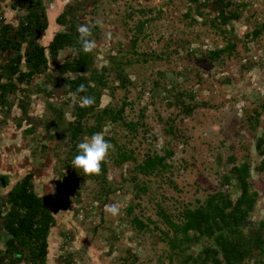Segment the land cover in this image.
Here are the masks:
<instances>
[{
    "label": "rangeland",
    "instance_id": "1",
    "mask_svg": "<svg viewBox=\"0 0 264 264\" xmlns=\"http://www.w3.org/2000/svg\"><path fill=\"white\" fill-rule=\"evenodd\" d=\"M13 2L0 0V24L19 25L26 11L13 8ZM236 2L244 4L242 16L223 33L205 24L188 0H44L49 27L41 42L48 45L64 29L56 18L67 4L83 7L77 14L92 32L93 67L106 68L111 86L101 107L127 102L125 117L140 122L138 133L121 123L108 125L104 136L116 137L139 161L147 154L172 151L165 170L150 175L139 173L131 161L114 164L108 154L114 192L106 203L94 180L61 184L71 144L65 129L57 133L47 126L53 118L49 103L73 120L72 106L78 100L54 79L56 65L76 55L73 49L62 50L48 70L53 78L36 76L23 86L28 92L13 96L10 113L0 110V172L9 176V184L0 186V198L34 172L37 194L57 200L46 264H168L171 250L161 239V208L177 218L184 206L193 207L220 188L233 163L246 158L252 161V181L260 193L253 218L264 220V171L257 169L264 155L256 148L263 126L253 130L251 121L255 111L264 110V0ZM190 8L192 19L186 17ZM204 10L208 19L211 9ZM256 28L262 33L249 36ZM230 42L237 45L234 51L216 61L207 56ZM118 61L133 82L127 88L120 86ZM26 98L29 118L18 105ZM188 105H195L191 114ZM262 116L264 122V111ZM170 125L175 134L168 131ZM110 205L117 206L116 215L105 210ZM129 206H134L133 215ZM135 215L155 223L140 230L132 221Z\"/></svg>",
    "mask_w": 264,
    "mask_h": 264
},
{
    "label": "trees",
    "instance_id": "2",
    "mask_svg": "<svg viewBox=\"0 0 264 264\" xmlns=\"http://www.w3.org/2000/svg\"><path fill=\"white\" fill-rule=\"evenodd\" d=\"M188 3L195 7L205 24L209 23L223 33H227V25L241 18L244 8V4L236 0H188ZM12 7H21L26 13L17 26L6 22L0 24V110L10 113L14 105L13 96L21 91L28 92L23 86L31 84L36 76L53 78L48 70L62 50L70 48L76 52L73 58L56 65L57 75L54 77L65 85L66 93L78 99L72 106L73 120L65 118L61 108L49 103L53 118L46 122L57 133L65 129L69 136L67 143L71 144L66 163L68 172L61 173L60 183L69 185L75 181L79 185L80 179L94 180L106 203L114 192L108 177L110 158L118 166L131 161L134 168L144 175L165 170L171 150L165 149L164 155L147 154L139 161L134 150L121 146L114 136H105L112 148L110 158L102 164L99 174L85 175L82 170L78 171L71 165L76 145L85 137L96 132L104 133L108 125L121 123L130 131L138 133L140 122L125 117L127 102H123L120 107H101L104 91L111 86L106 77V68L100 71L93 67V51H82L77 31L82 23L77 12L83 7H79L78 3L65 6L56 18L57 24L64 29L56 32L48 45L41 42L49 27L44 0H14ZM204 9H211L209 13L213 17L205 18ZM186 17L192 19L191 8ZM193 20L197 21L195 18ZM261 33L262 29L256 28L249 36L258 37ZM236 47V43L230 42L209 51L207 56L216 61ZM117 63L120 86L127 88L133 82L124 72L121 62ZM81 84L85 85L86 90L77 92ZM52 93L49 92L48 96ZM84 96L93 97L94 103L81 107L80 99ZM28 103V98L19 99L18 102L27 118ZM194 108L195 105H188L187 114H191ZM263 111H255L251 116L253 130L263 126V132L256 142L260 155H264ZM28 131L33 132L34 129ZM168 131L175 134V126L170 125ZM257 169L264 171V159ZM34 181L35 173L29 172L13 185L5 197L0 198V240L5 246L0 249V264H46L49 235L56 224L53 208L57 200L55 196L48 200L38 195ZM8 184L9 176L0 172V186ZM75 186L72 191H75ZM137 187L142 192L146 191L144 186L138 184ZM259 197L260 193L252 181V161L246 158L233 163L223 175L220 188L209 193L205 200H199L195 206H184L177 218L161 208L159 213L165 224V228H161V239L171 250L168 264H264V220L253 218ZM133 210L134 206H129L128 213L133 215ZM132 221L140 230L151 229L150 223H155L151 219L144 222L137 215Z\"/></svg>",
    "mask_w": 264,
    "mask_h": 264
},
{
    "label": "clouds",
    "instance_id": "3",
    "mask_svg": "<svg viewBox=\"0 0 264 264\" xmlns=\"http://www.w3.org/2000/svg\"><path fill=\"white\" fill-rule=\"evenodd\" d=\"M101 21H96L100 24ZM79 33V41L82 46V51L85 53L91 52L94 47V42L90 40L91 29L87 25H81L77 28ZM85 85L81 84L77 92L85 91ZM94 103V98L84 96L80 99V106L86 107ZM112 148V144L107 140L102 132H96L77 143L76 154L74 155L71 165L85 175L99 174L102 169V164L106 162L107 156ZM113 215L118 213L116 205L107 206L105 209Z\"/></svg>",
    "mask_w": 264,
    "mask_h": 264
},
{
    "label": "water",
    "instance_id": "4",
    "mask_svg": "<svg viewBox=\"0 0 264 264\" xmlns=\"http://www.w3.org/2000/svg\"><path fill=\"white\" fill-rule=\"evenodd\" d=\"M2 182H3V184H5V181H4V179H2Z\"/></svg>",
    "mask_w": 264,
    "mask_h": 264
},
{
    "label": "built area",
    "instance_id": "5",
    "mask_svg": "<svg viewBox=\"0 0 264 264\" xmlns=\"http://www.w3.org/2000/svg\"><path fill=\"white\" fill-rule=\"evenodd\" d=\"M2 17L0 16V19H1ZM23 264V263H22Z\"/></svg>",
    "mask_w": 264,
    "mask_h": 264
}]
</instances>
